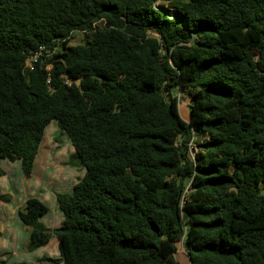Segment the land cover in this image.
I'll list each match as a JSON object with an SVG mask.
<instances>
[{
	"label": "trees",
	"instance_id": "trees-1",
	"mask_svg": "<svg viewBox=\"0 0 264 264\" xmlns=\"http://www.w3.org/2000/svg\"><path fill=\"white\" fill-rule=\"evenodd\" d=\"M161 1L0 0V160L30 179L56 122L85 169L59 228L19 211L30 252L56 234L57 264H180L183 240L189 264H264V0Z\"/></svg>",
	"mask_w": 264,
	"mask_h": 264
},
{
	"label": "crops",
	"instance_id": "crops-1",
	"mask_svg": "<svg viewBox=\"0 0 264 264\" xmlns=\"http://www.w3.org/2000/svg\"><path fill=\"white\" fill-rule=\"evenodd\" d=\"M188 117H189V111H188ZM45 139H46V132L43 142L41 143L40 151L37 156L34 171L31 178L26 179L27 181H24L23 179L20 180L19 183L21 185L17 187H16V183L13 184L12 181L9 182L11 186L14 187L13 189H15L12 191L19 192L21 194V197L24 198H22L23 199V202L21 204L22 206H20L18 210L11 209L10 207L9 209L8 207H4L5 208L4 210L0 209V222H2L0 223V236L4 234L5 235L9 234V236L11 235L9 233L10 227L8 225V221L12 220L14 214L15 216L17 215V218L19 219V211L24 208L26 201L30 198H37L40 201H42L45 205L48 204L52 205V207L50 206L52 210L48 208L49 212L45 217L41 219V222L50 231L51 229L54 230L59 228L63 220V216L61 212H58L59 210L57 209L58 204H57L56 194L58 193L62 194L63 192L70 190L72 191V188L74 191L75 185L85 176V169L83 167L78 168L80 170L79 172V174L81 175L80 178L82 177V179L79 178L80 180L78 182H76L77 180L74 179L73 173L76 169H74L75 167L69 164L70 158L75 152L72 145L70 146V150L67 154L62 153L63 155H57V151H59V149L56 148L54 139L49 144L50 150L44 151L43 144ZM68 155L70 156L68 157ZM57 157L60 158L58 159ZM57 161L59 162L62 161L61 162L62 166L59 163L56 164ZM17 163H19L21 166L20 161H17ZM5 175H7L6 171H5ZM39 175L40 176L42 175V178L38 181ZM44 179L45 181H49L48 184H46L47 182H44ZM7 184L8 183L2 184L3 190H8ZM12 199L13 198L10 197L9 199H7V202L11 203ZM28 229H25L26 237L23 236L24 241H21L19 236L17 235L12 243L10 242L0 243V247L6 245L2 247V250L0 251V263H6L16 254L20 259V262L18 264H30L28 262L31 259H35L37 264H49L48 260L50 259V255L48 254V249H47L49 245L39 248L33 252H30L28 250V243L30 237V229L29 230ZM24 247L27 253L25 254L19 253L23 251Z\"/></svg>",
	"mask_w": 264,
	"mask_h": 264
},
{
	"label": "rangeland",
	"instance_id": "rangeland-1",
	"mask_svg": "<svg viewBox=\"0 0 264 264\" xmlns=\"http://www.w3.org/2000/svg\"><path fill=\"white\" fill-rule=\"evenodd\" d=\"M166 5H168V0H163L160 3H158L157 8L159 9H165ZM83 34L82 33H74L73 38L70 42L71 46H77L80 44H83ZM191 93V90H184L182 92V95H178V97L181 99L180 101V114L181 117L184 121H188L189 117H188V111H189V94ZM64 133H62L58 127V124L56 122H52L46 131V139L44 140V151L50 150L49 149V144L53 141V139L55 140V145L56 148L59 149V151H57V155H63V154H67L70 150V146L72 145L68 136ZM195 139L196 141L201 140V134L199 132L196 133L195 135ZM73 147V146H72ZM60 152V154H59ZM63 153V154H62ZM70 155H68L69 157ZM58 158V157H57ZM60 158V157H59ZM58 158V159H59ZM62 162V161H61ZM61 162L57 161V163H59L61 165ZM19 165V166H18ZM62 166V165H61ZM73 167H75L74 169H76L74 171V179L77 180L76 182H78L80 179H82V177L80 178V170L78 168H82L83 166L78 162V161H73ZM0 167L6 171L7 175H3L0 176V209L4 210V207H9L11 209H17L20 208V206H22V202L24 197H21V194L17 191H12L15 190L13 189L14 187L11 186V184L9 182L12 181V183H16V187L20 186L21 184L19 183L20 180H24L27 181L26 178L24 177L23 172H22V167L20 166L19 163H10L9 161L6 160H0ZM38 181L42 178V175L38 176ZM80 178V179H79ZM16 181V182H15ZM47 182L46 184H48L49 181H45ZM3 183H8L7 187L8 190H3L2 189V184ZM45 184V185H46ZM48 186V185H47ZM46 186V187H47ZM49 187V186H48ZM56 190V189H55ZM11 191V192H10ZM70 192V193H68ZM73 192V188L72 191H65L62 194H72ZM34 194V192H33ZM59 194V193H58ZM6 196V197H11L13 198L11 203L7 202V200L2 199L1 197ZM8 198V199H9ZM48 208L51 209L52 205L48 204L46 205ZM51 206V207H50ZM59 210V208H57ZM52 210V209H51ZM60 212V211H58ZM16 213V212H14ZM2 223V222H0ZM8 225H9V233L11 234L9 236V234H4L2 236H0V243H7L10 242L12 243L15 240V237L18 235L21 241L23 240V236L26 237V230L28 229L27 227H25L20 220L17 218V215L15 216V214L12 217V220L8 221ZM29 230V229H28ZM52 230V229H51ZM11 237V239H10ZM12 245V244H11ZM48 254L50 255V259L48 260L49 264H57L56 261H58L61 257H60V252H59V239L57 237L56 234H52L51 240L48 244ZM6 245H3L0 247V251L2 250V247H4ZM177 246V254H176V260L180 263V264H189V257L186 253V250L184 248V242L182 241H178L176 243ZM33 252V251H31ZM22 254L27 253L25 247L23 249L22 252H19ZM20 262L19 257L15 254L10 260H8L6 263H0V264H18ZM28 263L30 264H37L35 259H31Z\"/></svg>",
	"mask_w": 264,
	"mask_h": 264
},
{
	"label": "built area",
	"instance_id": "built-area-1",
	"mask_svg": "<svg viewBox=\"0 0 264 264\" xmlns=\"http://www.w3.org/2000/svg\"><path fill=\"white\" fill-rule=\"evenodd\" d=\"M28 66H29L31 69H33V67H32V62H31V61L28 62ZM188 146H189V148H190L191 155L194 157V151L196 150V146H195V141H194V139L191 140V142L189 143ZM189 189H190V186L187 187V189H186L185 192L188 193Z\"/></svg>",
	"mask_w": 264,
	"mask_h": 264
}]
</instances>
